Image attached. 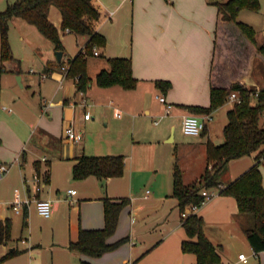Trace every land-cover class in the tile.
Instances as JSON below:
<instances>
[{"label":"crops","instance_id":"crops-1","mask_svg":"<svg viewBox=\"0 0 264 264\" xmlns=\"http://www.w3.org/2000/svg\"><path fill=\"white\" fill-rule=\"evenodd\" d=\"M6 1L7 7L16 0ZM97 1L106 16L99 30L108 39L105 46H100L99 54L94 55H103L107 63L109 57L132 59L133 73L138 78L137 87L142 86L143 97H146L145 114H156L159 117L154 120V123L159 120L156 125H160L161 119H167L166 126L160 128V136L166 132L167 136L171 134L169 132L173 133L176 121L182 129L183 117L190 114L184 105L208 106L212 84L229 86L234 81H240L248 87L264 88V57L251 42L235 32L231 33L234 49L231 46L224 49L217 47L219 32L229 25L219 20L218 7L210 0ZM15 19L18 20L14 23L21 27L33 25L22 18ZM49 19L59 29L63 41L68 29H62V13L56 5L50 6ZM76 37V50L70 52L65 48L63 52L62 60L65 63L80 53L88 41V37L77 34ZM217 54L219 57L225 55L224 58L228 60L225 65L216 64ZM257 55L262 59V66L255 69L253 60ZM229 56L232 58L229 59ZM57 62L56 55L44 61L39 70L30 67L26 76L20 61H2L0 55V81L5 77L6 85L1 92L0 165L8 166V170L0 176V220L11 218L13 229L19 225L21 231L26 228L30 236L21 237L20 242L27 246L23 249L19 248L18 240L13 241L16 240L13 237L8 243H1L0 264H17L14 259L21 257H27L28 264H35L36 254L41 252L44 245L51 252L47 264H79L82 260L92 264H197L195 254L182 249V241L187 235L178 200L172 195L175 166L181 168L185 183L200 178L208 163V141L220 144L225 140L223 129L228 122V111L234 108L235 102L227 101L215 109L206 129L200 135H189L195 139L181 141L186 162L173 153L163 154L160 139L121 136L96 145L88 143L85 137V129L93 118L91 115L86 119L85 113H91L90 107L97 105L95 97L98 92H107L112 96L120 90L117 86L100 87L95 83L98 71L106 68L100 64L94 75L88 66L93 83L86 92L80 91L76 80L59 69ZM32 73L39 74V80ZM13 75L21 76V87H25L26 78L31 86L38 82L41 87L42 80L49 78L58 84L52 99L48 100L41 93L38 104H24L14 90ZM160 79L172 82L171 89L166 93L162 91L165 95L158 94L160 88L156 80ZM152 96L158 104H153ZM159 96H165L173 104L170 114L166 115V104L160 101ZM253 99V103H256L257 99ZM113 103L112 99L108 105L112 106ZM119 103L113 104V108L116 115L121 117L123 110L120 107L125 108L126 105ZM218 117L221 121L220 141H216L214 131ZM108 121L106 117L105 124ZM261 124L264 126V113ZM69 125L83 135L81 142H72L66 137L65 130ZM182 133L185 134L183 130ZM171 136L166 141L177 140L174 134L173 141L170 140ZM83 154L123 155L124 172L121 176L110 178L90 175L77 180L73 176V166ZM254 163L252 155L231 160L221 175V186H226ZM262 167L260 165L261 170ZM151 170L155 174L145 184L141 178ZM36 172L50 175L49 181L38 193L31 188ZM17 188L28 191L32 196L51 200V216L41 215L34 202L21 212H16L12 201ZM71 189H75L76 193L71 194ZM209 191L215 194L195 212L204 217L207 235L219 246L221 264H249V255L246 254L248 262L239 258L243 251L236 250V233H244V228L251 224L250 217L239 213L237 200L233 196L220 194L217 188ZM124 197H128L130 203L122 210L117 229L109 241L128 237L127 241L98 257L70 249V243L78 239L81 228H101L105 225V198L120 200ZM25 211L28 214L26 226L23 225ZM12 213L20 215L16 222ZM38 215L46 220L38 224ZM14 250L19 252L2 259ZM251 256L256 259L255 264H264V251L257 255L253 251Z\"/></svg>","mask_w":264,"mask_h":264},{"label":"trees","instance_id":"trees-1","mask_svg":"<svg viewBox=\"0 0 264 264\" xmlns=\"http://www.w3.org/2000/svg\"><path fill=\"white\" fill-rule=\"evenodd\" d=\"M97 0H16L0 10V55L2 61L12 60L13 51L9 41L11 20L22 18L35 25L40 32L54 43L55 50L65 51L59 29L49 19V8L56 5L62 13V29L88 37V41L75 57L57 62L67 68L66 75L76 80L78 89L86 92L93 83L88 71V57L94 54V46H105L106 36L100 32V26L106 19L98 7ZM219 20L223 24L232 25V30L251 42L257 52L264 57V45L256 39L255 28L240 19L241 9H258V0H226L216 1ZM234 32V33H235ZM109 67L103 68L95 76V83L100 87L120 86L133 89L138 78L133 73V63L130 57H109ZM218 84V83H217ZM156 85L166 93L172 88L170 80H156ZM237 92L242 98L236 102L234 108L228 111V122L224 126V141L215 144L208 141L207 167L204 173L190 183H185L181 168L176 165L174 171V186L172 195L177 198L181 212L187 211L193 205L199 207L205 202L203 190L217 188L220 194L233 196L237 200L239 213L250 217L251 224L244 228V233L254 251H264V174L260 168L264 161V126L261 119L264 113V88L248 87L240 81H234L229 86L212 84L210 90V104L208 106L186 104L190 112L204 115L211 114L215 109L228 101L229 95ZM256 98V103L252 99ZM206 129V128H205ZM252 155L255 163L226 186H221V175L228 167V163L236 158ZM125 169L123 155H86L76 159L73 166L75 179H85L90 175L99 178L121 176ZM48 177L50 175L46 173ZM130 203L128 197L120 200L105 198V225L101 228H81L79 237L70 243V249L83 255L98 257L118 248L128 240L123 237L110 242L109 238L115 233L119 217ZM27 210V209H26ZM27 212L23 225H27ZM182 224L187 237L182 241L184 252L193 253L197 264H221L222 257L219 246L216 245L205 231V219L202 215L191 212L182 215ZM13 221L11 218L0 220V244L8 243L12 238ZM19 251L8 252L2 259H6ZM79 264H92L82 260Z\"/></svg>","mask_w":264,"mask_h":264},{"label":"rangeland","instance_id":"rangeland-1","mask_svg":"<svg viewBox=\"0 0 264 264\" xmlns=\"http://www.w3.org/2000/svg\"><path fill=\"white\" fill-rule=\"evenodd\" d=\"M224 2L226 0H210L211 4L215 5V2ZM259 1V8L258 9H251V8H244L239 11L238 14V19L245 21L249 24H251L256 31V39L258 44L264 45V0H258ZM7 1L6 0H0V9H4L6 7ZM16 20L13 18L11 20V25H10V30H9V41L11 43L12 51H13V57L14 59L20 61L21 68L23 69L24 73H26V76L29 75V69L30 67L34 66L37 67L36 69L39 70L41 68L42 64L44 61L46 62L48 59H52L56 57V50L54 43L49 40L48 38L44 37L40 30L35 26V25H29L25 27H21L18 23H14ZM222 28V27H221ZM224 28V27H223ZM221 30V29H220ZM231 31V32H230ZM235 30H232V25L227 27L226 30H222L220 33V39L217 43V47L224 49L225 47L231 46L232 49H234L233 46V36H231V33H234ZM22 36L25 37V39H22ZM227 38H226V37ZM63 41L65 48L68 51L76 50L77 48V37L75 33H70L69 31L65 32V35H63ZM106 39H108L106 37ZM131 46V44H130ZM129 46V47H130ZM98 50H100V45L96 46ZM228 48V52L231 51ZM230 53V52H229ZM220 56V55H219ZM218 54L215 57L216 64H226V60L223 55V57H219ZM234 56V55H233ZM229 59L230 56L228 57ZM89 60V68H90V73L93 75L98 69V66L105 65L106 68L109 67V63H107L106 57L103 55H90L88 57ZM262 59L260 58V55H257L256 58L253 60V65L255 66V69H258L261 67ZM59 69L64 70L65 72L67 71V68L65 67L64 69L59 66ZM3 75L4 72H2ZM32 75L39 80V74L37 73H32ZM12 80L15 84L14 90H16V94L19 96L22 102L24 104H38L40 98H41V93L44 94L48 100L52 99L53 93L57 87V82L53 80L52 78L42 80L41 82V87L39 86V83L37 82L36 85H29L27 78L25 79V87H21L20 82L18 81L17 76L13 75ZM2 81V83H1ZM0 81V107L2 102V97H1V92L2 89L4 90L6 87L5 85V77L2 78ZM120 91H117L116 94L114 95H108L107 92H98L96 94L95 100L97 105L90 107L91 115L93 118L89 121L88 126L85 129V137L87 139L88 143L92 144H98V143H103V142H109L110 140H116L120 138L121 136L125 138L126 136L130 137H138L142 139H153L155 141H158L160 139L159 146L163 148V154H175L178 155L180 160L182 162H186V157L184 156V149L183 145L181 144V141H188L190 139H195V137L185 135L182 133L181 129V124L176 121L175 125L176 128L173 130L174 135H176L177 140L176 141H166L172 134V131L169 132V136H167L166 132L164 136H160V128L166 126V121L167 119H161L160 120V125H156L154 123L155 119H158L159 117L156 114H145L144 109H145V104H146V97H143V88L142 86L136 85L135 88L133 89H124L120 86H117ZM256 89L260 90L263 88H257ZM59 93H62L59 92ZM122 93V94H121ZM159 95H165L161 89H159L158 92ZM59 97L56 96L55 99ZM18 98V99H19ZM114 100V105L119 103L125 104L124 107H120L123 110V114L121 117L116 115L115 108L112 106L108 105L110 104L111 100ZM157 99L152 96L151 101L153 104H158L156 101ZM230 101V100H228ZM255 99H252V102H254ZM119 103V104H120ZM1 109V108H0ZM190 114L194 115H199L193 112H190ZM106 117H108L109 121L107 124H105ZM220 118L218 117V120L216 119V125L214 127L215 131V137H217L216 141H220L222 139V135L219 137L218 134H220L221 131V121L219 120ZM83 140V138H82ZM81 140V141H82ZM80 141V142H81ZM178 164L180 165V162L178 161ZM263 166V174H264V162L261 163ZM246 171V170H245ZM155 172L147 171L144 173V178H141L142 181L146 184L150 177L154 175ZM223 175V174H222ZM222 177V176H221ZM220 177V179H222ZM263 184H264V178H263ZM31 188L35 189V184L32 182L31 183ZM1 198V197H0ZM23 213V212H22ZM13 220L15 222L17 219L20 217L18 214L12 213ZM23 215V214H22ZM36 220L38 224L41 222H44L46 218L42 217L41 215H38L36 217ZM43 224V223H42ZM236 250H242L244 253L249 255V264H255L256 259L250 255L253 253V249L250 247V244L247 240L246 235L243 232H237L236 233ZM26 236L30 237L29 233L27 232V229L21 231V226L17 225L16 227H12V237L16 240L19 241V248L23 249L26 245L21 243V237ZM14 244V243H13ZM27 247V246H26ZM25 247V248H26ZM41 252L36 254V259H35V264H44L48 263L47 261H50V248H47L45 245L43 248H41ZM8 259V258H7ZM16 260L15 262L17 264H28L29 260L27 257H21L14 259Z\"/></svg>","mask_w":264,"mask_h":264},{"label":"built area","instance_id":"built-area-1","mask_svg":"<svg viewBox=\"0 0 264 264\" xmlns=\"http://www.w3.org/2000/svg\"><path fill=\"white\" fill-rule=\"evenodd\" d=\"M69 31V29H68ZM94 53L99 54V50L96 46H94ZM160 101L166 104V115L170 114L173 108V104L168 102L165 96H159ZM228 100L233 102H241L242 98L239 96L237 92H232L229 95ZM91 117V113L88 111L85 113V118L89 119ZM212 119L211 114L204 115H194L188 114L183 117L182 120V130L187 135H200L205 128L207 127L208 122ZM156 124L159 123V120L155 121ZM66 137L72 142H80L83 138V135L80 132H77L72 125L66 127L65 130ZM8 170V166L5 164L0 165V176L3 175L5 171ZM35 184L36 193L40 192L45 183L49 181V177L46 173L36 172L32 178ZM25 185L27 187L28 182L25 180ZM71 194H75L76 190L71 189ZM203 195L205 196V201L211 199L214 192H210L209 190H203ZM36 204L38 212L45 216L49 217L52 214V201L49 199L38 198L37 196H32L28 191L23 192L19 188L15 190V198L12 201V207L16 212H21L23 208L30 206L32 203ZM199 208L198 205H193L187 211L183 212V216H187L191 212H195ZM258 252L254 251V255H257ZM239 258L244 262H248V257L246 253L242 252L239 254Z\"/></svg>","mask_w":264,"mask_h":264},{"label":"water","instance_id":"water-1","mask_svg":"<svg viewBox=\"0 0 264 264\" xmlns=\"http://www.w3.org/2000/svg\"><path fill=\"white\" fill-rule=\"evenodd\" d=\"M56 55H57V59H58V61L60 62V61L62 60V58H63V51H61V50L56 51ZM17 78H18V80H19L20 83H21V76L18 75ZM173 134H174V133H172V136H171V138H170V140H172V141H173Z\"/></svg>","mask_w":264,"mask_h":264}]
</instances>
